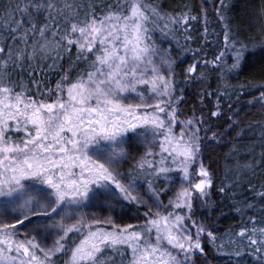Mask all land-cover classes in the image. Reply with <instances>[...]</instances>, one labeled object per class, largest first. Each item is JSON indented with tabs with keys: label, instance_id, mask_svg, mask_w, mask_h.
<instances>
[{
	"label": "snow or ice",
	"instance_id": "snow-or-ice-1",
	"mask_svg": "<svg viewBox=\"0 0 264 264\" xmlns=\"http://www.w3.org/2000/svg\"><path fill=\"white\" fill-rule=\"evenodd\" d=\"M253 2L237 24L229 0H0V264H264V131L223 177L209 152L232 143L234 104L264 117V83H229L264 78ZM192 84L201 108L185 116ZM213 192L240 220L227 244L206 222Z\"/></svg>",
	"mask_w": 264,
	"mask_h": 264
},
{
	"label": "trees",
	"instance_id": "trees-1",
	"mask_svg": "<svg viewBox=\"0 0 264 264\" xmlns=\"http://www.w3.org/2000/svg\"><path fill=\"white\" fill-rule=\"evenodd\" d=\"M154 2H162L165 6V8H168V5L171 4L173 7L177 5H183V4H191L193 7L199 3V0H154ZM229 4L231 7V11L229 12V16L235 21L237 24L241 19L248 18L251 16L255 11V4L253 0H229ZM171 11V9H168ZM195 14V13H194ZM214 19V18H213ZM211 28H215L217 32L220 31V27L213 23L211 25ZM210 28V30H211ZM194 38L198 40L197 44H193V47H198L200 43H203L202 40L199 39V33H193ZM213 37H209V40H213ZM167 46V45H166ZM212 45H209L208 48L205 49V51L208 53L209 58H211V49ZM175 54V53H174ZM192 63L191 57H185L184 61L180 63L179 67L176 69L178 73L182 72L187 66ZM68 64L64 62V68H67ZM47 74L46 83L48 87H53L56 80L59 79V75L57 74V70H48L47 68H44L43 70ZM177 79H182V77L178 76ZM25 82H27V76L24 77ZM246 82L258 85L260 83H264V78H261L258 75H252L246 73L244 76H241L239 80H230L229 83L231 85H240L245 84ZM210 91L216 90V82L210 81ZM200 85L192 84L189 85L185 89L184 93V102L180 104V109L183 111L185 116H190L193 112V109L199 110L201 108V105L199 103V93L201 91ZM254 91V90H253ZM255 95H258V93H254ZM213 101L215 100V97L211 98ZM253 97L251 95H244L241 97L242 103H246L247 101H251ZM208 104V101L205 100V105ZM234 110H239V116L235 117V119L238 122V126L236 127V131L231 132L230 134L226 135L225 139L231 140L232 143H230L227 147H220L218 145H212V148L209 149V152L212 155V160L216 161L215 167L217 169L218 175L220 177L224 176L225 173V167L226 165H231L232 160L231 159H225V157L230 153L231 149L238 148L239 151L241 150L242 153H247L250 148L253 145H258L260 143L259 137L261 135V132L264 131V129H261L259 127H253L251 130H249V125H254L259 121L264 120V117L261 116L262 109L260 108L259 104H256L255 107L252 106H241L238 104L233 105ZM205 115H207V109L205 108ZM183 118V117H181ZM227 127V125H225ZM220 131H223V129H220ZM239 134V137H238ZM261 149L259 147L255 148L256 154H259ZM208 153H206L207 155ZM243 159V156L238 157ZM251 160V157H248V161ZM211 163V161H209ZM217 184H219V181H217ZM239 191V190H238ZM248 195H251V193H248ZM223 201V203H220V211H213L212 209H208L206 215L210 217L206 222L208 224H214L217 231V235L226 233L227 231H237L238 225L240 224V220L238 216L234 213V211L228 207V204L230 201L226 199V197L221 196L217 194L216 192H213L211 197V203L215 205L218 202ZM165 202L166 199H165ZM251 215V213H249ZM200 219H203L204 217H198ZM129 223H137V221H130ZM206 251H209L206 249ZM207 264H230V261L227 257H217L213 258L211 255L209 256Z\"/></svg>",
	"mask_w": 264,
	"mask_h": 264
},
{
	"label": "rangeland",
	"instance_id": "rangeland-1",
	"mask_svg": "<svg viewBox=\"0 0 264 264\" xmlns=\"http://www.w3.org/2000/svg\"><path fill=\"white\" fill-rule=\"evenodd\" d=\"M157 43H159V40H157ZM166 46V45H165ZM140 91H143V89L141 88V89H139ZM240 153H242V151L240 150L239 151ZM118 223H119V221H117ZM130 222V221H129ZM230 231H227L226 233H222V234H219L218 236H224L225 237V239H224V241H219L218 243H220V242H222V243H225V244H227V239H228V237H227V233H229ZM225 250H227V248L225 249Z\"/></svg>",
	"mask_w": 264,
	"mask_h": 264
}]
</instances>
